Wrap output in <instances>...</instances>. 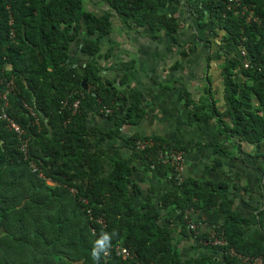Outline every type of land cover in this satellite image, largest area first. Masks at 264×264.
Returning <instances> with one entry per match:
<instances>
[{
  "label": "trees",
  "instance_id": "16d2710c",
  "mask_svg": "<svg viewBox=\"0 0 264 264\" xmlns=\"http://www.w3.org/2000/svg\"><path fill=\"white\" fill-rule=\"evenodd\" d=\"M85 1L0 0V104L5 85L13 80L16 91L9 94L6 111L24 129L20 135L0 120V264H253L228 253L230 248L264 261V230L247 235L252 222L234 209L236 194L227 183L192 177L180 181L174 155L192 145L140 133L125 138L143 171L169 180L157 201L158 192L151 191L139 203L143 193L132 179L138 168L133 161L112 158L113 168L105 171L107 140L152 110L142 106L137 90L120 102L117 88L105 81L101 42L112 36L116 18L127 30L148 26L153 39L167 32L176 41L181 23L166 10L172 0H106L110 10L101 14L87 10ZM229 2L192 0L193 12L202 30L222 34L226 47L246 48L251 66L244 67L241 56L237 60L227 54L224 110L206 98L196 102L188 89L184 97L196 115L207 108L215 111L230 140L258 146L264 140V0H241L232 8ZM244 6L260 23L246 21ZM114 49L105 56L112 57ZM78 52L86 55L83 64L74 56ZM127 80L125 74L122 82ZM107 108L111 111L106 113ZM96 114L115 118L114 128L91 130L89 118ZM27 138L29 151L24 153L20 146ZM218 146L216 166L226 154ZM32 162L57 183L39 177ZM190 210L198 211L210 229H190ZM176 233L195 234L205 253L184 258L174 243ZM213 237L227 244H203ZM117 244L129 248L131 256L116 255ZM106 248L111 255H104ZM210 250L216 253L210 256Z\"/></svg>",
  "mask_w": 264,
  "mask_h": 264
},
{
  "label": "crops",
  "instance_id": "0c3cea01",
  "mask_svg": "<svg viewBox=\"0 0 264 264\" xmlns=\"http://www.w3.org/2000/svg\"><path fill=\"white\" fill-rule=\"evenodd\" d=\"M170 2L166 10L181 23L179 32L175 34L177 41L167 32L153 39L148 26L127 30L114 15V32L101 42L104 57L99 61L103 65L105 81L117 88L120 102L127 101L129 95L137 90L142 94V106L152 110L139 122L124 124L120 134L107 141L109 156L103 159L105 171L113 168L112 158L129 159L138 165V161L132 159L130 144L125 140L135 133L192 145L185 152L184 177L227 183L236 194L234 209L252 222L247 235L253 234L256 229L264 230V140L258 146L230 140L227 133L222 132L215 111L207 108L196 115L195 106L189 105L184 97V90L188 89L196 102L206 98L209 103H215L218 110H224L223 68L227 54L240 59V48L236 49L234 45L226 47L219 35L202 30L193 12L192 0ZM85 7L97 14L110 10L106 0H86ZM112 46L115 48L113 56L106 57L107 50ZM184 48L188 52L186 56L182 54ZM210 54L212 56L208 60ZM74 56L82 64V59H86V55L79 52ZM125 74L129 75V80L122 82ZM254 102L258 105L259 100L254 97ZM102 118L107 120V124L106 121L99 124ZM115 124L116 119L105 114L90 115L89 118L91 130L108 131ZM218 145L226 154L221 156V163L216 166L215 147ZM132 179L143 193L139 197L140 204L147 197V192H158L153 197L157 201L158 196L170 186L169 180L155 173L146 176L140 165L134 170ZM199 214L191 215L195 228L190 229H197V233L210 229ZM176 237L178 240L174 243L184 258L205 253V249L198 246L195 234L189 237L176 233ZM207 253L212 256L216 252L210 250Z\"/></svg>",
  "mask_w": 264,
  "mask_h": 264
},
{
  "label": "built area",
  "instance_id": "2783aa9c",
  "mask_svg": "<svg viewBox=\"0 0 264 264\" xmlns=\"http://www.w3.org/2000/svg\"><path fill=\"white\" fill-rule=\"evenodd\" d=\"M229 1H230L229 2V8H232L233 6L240 4L241 0H229ZM242 14L246 18V21L248 23H253V22L260 23L259 16H257L249 6H244V8L242 10ZM240 56H241V61H242L243 66L246 68L250 67L251 66V58L249 57L250 55H249V52L247 51L246 48L242 47L240 49ZM15 90H16V83L13 80L8 81L6 90L1 94L2 102L0 104V120L7 121L9 128L13 129L14 131H16L17 133H19L21 135L24 133V129L22 128V126L20 124H18L16 121H14L8 115V113L6 111V109L10 106L9 94H12ZM79 103H80L79 100L74 102V104H73L74 111H76L77 108L79 107ZM64 104H66V101H64ZM25 106L31 111L32 114L36 115V112L31 105H29L28 103H25ZM109 111H111V110L109 108H107V112H109ZM37 121H38V119H37ZM27 139H23L22 144H21V148L24 151V153H27V145H28ZM144 142H146V141H143V143L141 144V146H143V147L146 146V143H144ZM174 161H175V165H176V170L178 171V174H179V178L182 179L183 176L181 174H183L182 170H183L184 161H185L184 153L181 151L175 153ZM32 163H33V168H34L33 170H36V169L40 170V168L34 162H32ZM100 221L103 222V220H100ZM213 238L214 239L205 240L203 242L206 245H214V246L215 245L225 246L227 244V241L224 240L223 238H218V237H213ZM116 252H117V254H123L124 256L129 254L128 249L124 248L120 245H118L116 247ZM104 253L106 255H108L109 251L106 250ZM228 253L235 255V256H238V257H241L244 261L252 260L253 264H264L262 257L243 256V255L239 254L237 251H235L233 248H230L228 250Z\"/></svg>",
  "mask_w": 264,
  "mask_h": 264
},
{
  "label": "rangeland",
  "instance_id": "374dc122",
  "mask_svg": "<svg viewBox=\"0 0 264 264\" xmlns=\"http://www.w3.org/2000/svg\"><path fill=\"white\" fill-rule=\"evenodd\" d=\"M218 35H219V37H220V39L222 38V34L220 33V32H218ZM105 112L107 113V109L105 110ZM106 121V123L105 124H107V120L105 119V118H102L100 121H99V124L101 123H103V122H105ZM108 123H109V121H108ZM118 136V135H117ZM117 136H115V137H117ZM28 140V145H27V152L29 151V139H27ZM109 140V139H108ZM107 140V141H108ZM20 150H22V148H21V146H20ZM23 151V150H22ZM184 152V151H183ZM184 157H185V152H184ZM105 158L106 157H104V160H105ZM108 163V162H107ZM139 163V162H138ZM185 164H186V157H185V161H184V167H183V170H182V173L185 175ZM30 166L31 167H33V163L32 164H30ZM141 168H142V166H141ZM145 172V171H144ZM146 173V172H145ZM154 173V172H153ZM147 175L146 176H148L149 174L148 173H146ZM150 174H152V173H150ZM156 174V173H155ZM184 175H183V177H182V179H180V181H182L183 179H184ZM39 177H41L42 179H45L46 180V182L48 183V184H56L57 182L54 180V179H52V177L51 176H48V175H46V173H45V171L43 170V169H41V171L39 172V175H38ZM158 176V175H157ZM159 177V176H158ZM198 211H194V210H190L189 212H188V216H191V215H193V213H194V215L195 216H198V215H196V213H197ZM190 223H189V226L191 227V228H194L195 227V225H194V222H192V221H189ZM194 230H196V229H194ZM203 244L205 245V243L203 242ZM228 252V251H227ZM226 252V253H227Z\"/></svg>",
  "mask_w": 264,
  "mask_h": 264
},
{
  "label": "clouds",
  "instance_id": "9594fccd",
  "mask_svg": "<svg viewBox=\"0 0 264 264\" xmlns=\"http://www.w3.org/2000/svg\"><path fill=\"white\" fill-rule=\"evenodd\" d=\"M242 48V47H241ZM240 48V49H241ZM6 88H7V84L5 85V87H4V90L3 91H5L6 90ZM16 91V90H15ZM2 98V97H1ZM30 105V104H29ZM34 108V107H33ZM35 110V109H34ZM103 220V219H102ZM104 223H105V221H104ZM94 229H92V231H93ZM118 245H120V244H117L115 247H114V251H115V253H116V255H118V256H121V257H123V258H128L129 256H131V252H130V249L129 248H127V247H125V246H122V245H120V246H122V247H124V248H127L128 249V251H129V254L128 255H126V256H124L123 254H117V252H116V247L118 246ZM106 250H108L109 251V254L108 255H106L105 253H104V255H106V256H109V255H111V250L112 249H110V248H106L105 250H104V252L106 251Z\"/></svg>",
  "mask_w": 264,
  "mask_h": 264
},
{
  "label": "water",
  "instance_id": "95a60500",
  "mask_svg": "<svg viewBox=\"0 0 264 264\" xmlns=\"http://www.w3.org/2000/svg\"><path fill=\"white\" fill-rule=\"evenodd\" d=\"M84 85H85V87H87V85H86V81H84V83H83Z\"/></svg>",
  "mask_w": 264,
  "mask_h": 264
},
{
  "label": "bare ground",
  "instance_id": "6f19581e",
  "mask_svg": "<svg viewBox=\"0 0 264 264\" xmlns=\"http://www.w3.org/2000/svg\"><path fill=\"white\" fill-rule=\"evenodd\" d=\"M2 94V93H1ZM9 104H10V101H9Z\"/></svg>",
  "mask_w": 264,
  "mask_h": 264
}]
</instances>
